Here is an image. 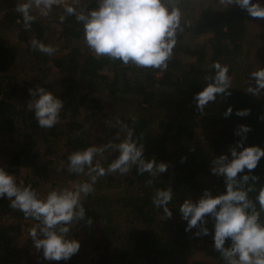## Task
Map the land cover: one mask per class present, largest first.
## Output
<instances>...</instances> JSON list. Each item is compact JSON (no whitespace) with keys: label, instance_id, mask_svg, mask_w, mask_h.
<instances>
[{"label":"trees","instance_id":"obj_1","mask_svg":"<svg viewBox=\"0 0 264 264\" xmlns=\"http://www.w3.org/2000/svg\"><path fill=\"white\" fill-rule=\"evenodd\" d=\"M6 3L10 9H16V2L6 0ZM192 4L191 0H181L180 10L191 9ZM66 5L73 6L77 13L87 14L89 9L96 7L97 0H79L77 3L68 2L63 6L53 4L51 7L56 12L61 9V12L59 14L57 12V14L59 18L65 17L63 22L72 27L75 26L76 29L80 27L83 31L82 22L76 21L75 14L69 15L65 12ZM39 13H44L43 5L40 7H37L36 4L31 6L30 14L35 19L30 22V28L36 30L33 39L37 40L41 39L46 29V26L36 19ZM184 14L187 18L190 17L189 22H184L185 31L197 35L211 33L214 36V50L210 61L205 63L206 65L202 64L205 55L202 49L203 43L196 45L191 42H181L175 45L173 50L175 53L168 61V67L162 71L153 68H138L133 64L125 65L119 60H112L107 56H96L88 47L82 51L81 48L72 47L65 55L52 60V63L61 72L66 73V77L62 79L64 90L56 93L64 101L60 119L68 115L72 116V113H76V110L81 107L94 108L99 111L100 103L96 104L97 100L94 95L96 92L109 90L110 92L107 94L110 98L118 99L123 104L132 102L135 105L136 113H131L126 119V123L129 128L134 129V134L140 139V142L144 143L145 158L154 157L158 162L168 164L167 170L157 177H150L148 173L139 174L135 166L129 173L124 174L126 193L124 192L125 197L119 198L123 206L119 211L107 213L104 211L106 207L94 206L91 201L83 202L86 209V221H78L75 225L83 233L94 231V235L99 233L101 238L106 240L104 245L94 241L95 246L107 248L114 242V240L108 239L109 220H113L114 217V220H117L119 212L124 216L127 215V220L131 219L133 223L142 226L137 230L134 228L119 230L115 225L112 229V232L118 233L117 238L120 240V245L116 246L118 264H135L137 261L145 264H163V262L166 264V261L168 264H212L210 258L216 259L217 263L214 264L223 262L220 253L212 246V220L208 219L206 224V227L209 228L208 235H195L198 226L185 231L186 221L181 219L179 205L187 198H191L193 201L197 200L205 189L210 190L214 195L225 190L223 178L210 171L211 161L215 156L228 153L230 146H234L236 141L241 139L236 134L239 125L245 124L250 127V131L246 133L245 146L258 145L264 148V119L260 118L264 115V92L262 96L253 95L231 86L230 95L217 96L214 102H210L205 107L203 113L197 109L194 100L195 94L209 82L206 77L214 74V70L210 66L213 62L218 61V56L227 54L231 59L240 51L248 13L236 5L229 8L205 5L197 13L187 14L186 12ZM16 16H21V14L15 10V15L6 17L8 20L4 19L2 22L13 24L17 30L19 27L25 28L23 21L20 24L15 22ZM182 38L183 32H178L177 40ZM188 53H195L196 56L188 61H183V58L179 56ZM38 57L43 63L49 60L48 55L44 53ZM14 60V56L0 43V70H3L7 63ZM197 62L201 63L197 64ZM230 65L228 67L231 76L230 69L232 67ZM169 71L176 72V79L180 80L183 85L171 88L167 96L166 94L164 96L162 92L156 91L166 90L175 84V79L171 75L165 76ZM156 72L163 74L156 76ZM108 73L110 75H107ZM44 83L48 84L47 81ZM81 86L84 89L82 92L80 91ZM49 90L53 92L52 87H49ZM74 90H76L75 92L79 91L78 98H75L71 92ZM2 92L3 95L0 96V131L10 136L16 135L17 140L19 137L26 140L25 145L19 146L13 151L15 163H10L11 165L6 168L14 173V168L17 166V170L20 172L15 174L17 179L30 183L35 189L41 178L48 177L51 172H54L55 167L57 171L65 174L64 178L66 175L72 176L73 173L67 169V157L72 151L108 142L105 137L98 134L93 135V139L86 138L85 127L79 126L75 120H69L63 125L57 123L49 128L48 132L54 140H60L65 147L56 153L55 162L51 167L49 163H41L31 155L36 141L33 137L34 131L28 130V128L38 126V124L34 114L27 109L29 95L26 96V91L25 94L16 93L14 87H8L2 91L0 80V93ZM128 93L134 94L131 101L126 97ZM17 103L21 106H18ZM161 105L168 107L158 117V120H155L154 117L160 112L154 108ZM229 107L232 108V112L225 116L224 113ZM243 109L250 111L245 116H238L237 110ZM132 117H135V120ZM155 122L156 129H151L150 125ZM199 124L213 127L206 130L207 134H203L205 142H208L206 147L196 141ZM65 129L71 130L66 131ZM47 152L51 153L52 151L47 149ZM116 155L117 153L106 149L101 161L102 166L107 167V164ZM245 171L248 170L245 169ZM252 171L259 176V179L255 181V188L258 189L261 184H264V157H261L257 168ZM239 175L241 174L238 173ZM55 176L57 179L63 178L59 173ZM148 179H152L151 185L146 183ZM250 183L252 182L250 181ZM166 187H171L173 192V199L168 205L172 212L170 218L165 216L162 209H158L152 204L155 189ZM249 197L255 202V190L249 193ZM125 199H129V201L127 202ZM257 209H259L258 204ZM13 220L30 223L28 221L30 219H25L19 210L9 206L7 198H0V253L3 255H6L11 248L14 249V231L18 226L16 227L12 223ZM261 221L264 222V212H261ZM78 232L73 233L78 235ZM71 235L76 239L74 234L71 233ZM197 239L201 240L200 245L196 244ZM193 249L202 251L205 258L186 263V254L188 251L192 252ZM34 250L37 252L36 248ZM76 258L77 253L69 260H60L56 264H74ZM3 261L4 264H7L8 259L5 257Z\"/></svg>","mask_w":264,"mask_h":264},{"label":"clouds","instance_id":"obj_2","mask_svg":"<svg viewBox=\"0 0 264 264\" xmlns=\"http://www.w3.org/2000/svg\"><path fill=\"white\" fill-rule=\"evenodd\" d=\"M60 0H35L37 7L50 9ZM181 0H97L96 7L87 14L77 13L71 5L65 12L75 14L82 22L83 40L88 49L96 56H107L121 63L133 64L138 68H153L161 71L168 67L177 43L178 32L183 31L181 24ZM229 8L233 5L245 10L250 17L264 19V3L261 0H219ZM31 4L18 3L16 11L21 14L25 28L35 19L30 14ZM47 15V12L44 11ZM64 16L60 17L63 22ZM31 47L44 54L52 55L57 47L37 39ZM214 74L206 77L209 82L194 96L197 109L203 113L205 107L214 102L219 95H230L231 77L228 65L215 61L210 66ZM254 78L246 92L259 95L264 90V67L249 74ZM31 99L27 102L28 111L34 114L37 124L43 129L52 128L60 119L64 101L56 93L37 84L29 88ZM249 109L237 110L238 116H245ZM232 112L229 107L224 115ZM264 119V115L260 117ZM135 120V117H132ZM125 132L121 139L103 145H89L69 153L67 169L77 175L84 174L87 180H79L70 186H58L40 194L30 183L18 180L5 166L0 165V198H7L9 206L19 210L25 219L35 221L29 228V236L37 250L48 261L69 260L80 248V242L71 235L72 227L78 221H86L83 200L94 191L99 177L107 174H127L135 166L139 174L148 173L157 177L167 170L168 164L158 162L154 157L144 156V143L135 136L134 129L117 120ZM250 127L241 124L236 134L241 137L229 152L215 156L211 161V173L224 180L225 190L213 194L205 189L195 201L187 198L179 205L181 219L186 221L185 231L198 229L197 236L208 235V219L212 220L213 248L220 253L224 264H264V184L255 188L259 176L256 169L264 148L258 145L245 146L246 133ZM118 141V142H117ZM106 149L117 153L107 167L102 166ZM230 154V155H229ZM245 169L248 171L246 172ZM238 173L241 175L238 176ZM250 181L252 183H250ZM152 184V179L146 181ZM255 190V202L249 193ZM173 199L171 187L156 188L152 204L162 209L166 217H171L169 203ZM257 204L259 209H257ZM227 241V246H226Z\"/></svg>","mask_w":264,"mask_h":264},{"label":"rangeland","instance_id":"obj_3","mask_svg":"<svg viewBox=\"0 0 264 264\" xmlns=\"http://www.w3.org/2000/svg\"><path fill=\"white\" fill-rule=\"evenodd\" d=\"M13 2L22 3L27 2L30 3L31 6L35 4V0H12ZM79 0H60L57 5H65L68 2L77 3ZM193 1L192 8H186V10H181L182 19L181 24L184 27V22L187 23L190 20V17L187 18L184 14L197 13L201 9V7L205 5H214V6H225L219 3V0H191ZM264 3V0H261ZM6 0H0V43L3 44L9 51L11 55L14 56V61L11 63H7L3 70H0V80H1V90L5 91L8 87H14L16 93H24L26 91L29 95V99H31L30 94L28 92L29 88L35 87L37 84H40L43 87L49 89L52 87L54 93H60L64 90V77H66V73L61 72L59 68L52 63V60L55 57L65 55L70 51V48H81V51L87 47L83 40V31H81L80 27L78 29L72 27L66 22H61L58 14L55 9H46L44 11L47 12V15L44 13H39L36 16V19L40 21L42 25H45L46 29L43 32L41 39H38L41 42L46 44H52L57 47V51L48 55L49 60L47 62H42L40 51H36L31 47V41L36 35V30L33 28H21L16 27L10 23H3L4 19L7 21L6 17H10L15 15L16 9H10L7 7ZM235 6V5H233ZM31 10V8H30ZM49 11V12H48ZM8 13V14H7ZM193 19V18H192ZM23 19L21 16L15 17L16 23H22ZM246 29L245 33L241 39V49L238 53H236L233 58L229 59L227 54H222L218 56V61L222 64H231V86L235 88H239L241 90H246L249 86V83H253L254 86V78L249 77V74L252 71L257 70L260 67H264V19L253 18L247 15L246 19ZM7 25V26H6ZM67 25V26H66ZM21 29V30H20ZM24 29V30H23ZM183 38L181 40H177V43L181 42H191L193 44L203 43L202 49L204 51V58L202 64H207L213 53V44L215 42L214 36L211 33H202V34H194L188 31H185L183 28ZM180 33V32H179ZM179 46V45H178ZM198 50V49H197ZM175 52L173 51V54ZM179 55V54H178ZM183 58V61L191 60L192 57H195V53H188L187 55L180 54ZM201 63V62H199ZM197 62V64H199ZM53 64V65H52ZM205 64V65H206ZM163 73L156 72V76H161ZM107 75H110L109 73ZM173 77L175 79V84L166 90H157L156 92L165 96L169 93L170 89L178 86L181 87L183 85L180 80H177V73L169 71L165 76ZM47 81L48 84L44 82ZM71 91L75 98L79 94V91L75 92ZM81 92L84 91L81 86ZM110 91L96 92L95 99L100 103V110L96 111L94 108L87 109L85 107H81L76 110V113H72L71 115L65 116L58 121V125H63L69 120H75L79 126L85 127V137L88 139H93V135H100L101 137H105L107 141L115 140L116 136L119 134L122 139L125 135V132L122 131L117 124V120L126 123V119L131 113H136L134 110V104L132 102H128L127 104H123L122 101L114 98H110L107 94ZM264 90H261L259 96H262ZM71 93V94H72ZM3 95V92L0 95ZM25 94V93H24ZM58 96V95H57ZM93 96V94H92ZM60 97V96H58ZM128 100H132L134 94L128 93L126 95ZM18 106L19 103H17ZM168 106L161 105L159 107L154 108V110L159 111L160 114L155 116V120H158V117L166 111ZM105 113V115H103ZM170 119V117H168ZM129 127V125H128ZM151 129H156V122L150 125ZM212 126H205L199 124L197 127V131L199 134L197 135L196 141L201 143L204 147H206V143L203 134L208 133L206 130L212 129ZM33 130V137L36 141L35 146L32 148L31 155L35 156L41 163H49V166L54 164V159H56V153L64 149L65 145L53 138L48 132V129H43L39 125L35 127H29L28 130ZM66 131H70L71 129ZM69 133V132H67ZM16 135L13 136L8 135L7 133H3L0 131V165L5 167L14 164L15 160L13 159V151L19 147L25 145V141L23 138L19 137L18 140L15 138ZM53 140V141H52ZM66 141V140H65ZM63 141V142H65ZM118 142V141H117ZM47 149L51 150V153L47 152ZM111 150V149H110ZM112 151V150H111ZM113 152V151H112ZM18 167L14 168V175L19 174ZM59 173L64 178L62 172L57 171V168H54V172H51L48 177H42L40 183L36 187V190L40 194H46L47 191L51 190L54 187L58 186H70L72 182L79 180H87L88 177L84 174L77 175L75 173L72 176L66 175L63 178H56V174ZM17 177V176H16ZM110 178V179H108ZM21 180V179H18ZM64 180V181H63ZM109 184V185H108ZM126 182L123 181V175L117 173L107 174L105 176L99 177L94 185V191L90 193L83 202L91 201L94 206L106 207L107 213H113L115 211H119L121 209L122 204L119 201V198L122 196L125 197ZM125 192V193H124ZM137 193V192H136ZM127 202L129 199H125ZM121 205V206H119ZM127 216V215H126ZM126 216L119 212L118 219L109 220V235L108 239L114 240L109 247H98L95 246L94 241H98L101 245L106 244V240L102 239L101 235H94V231L83 233V231L77 227V225H73L71 233L75 235L76 239L80 241V248L77 252V258L74 261V264H118L117 262V254L118 250L116 249L119 244L118 233L112 232V229L118 226L119 230H127V229H140L142 226L137 223H133L131 219H126ZM128 217V216H127ZM30 223L26 224L23 221L17 222L14 221L12 223L15 224L17 228L14 231V240H13V248L8 250L6 255L0 253V264H4L3 259L6 257L8 259L7 264H56L58 261H48L43 258L42 250H34V245L29 236V228L32 224H35V221L28 220ZM78 232V235L73 232ZM118 231V230H117ZM119 232V231H118ZM93 234V235H92ZM186 258H190L193 261L202 260L205 258V255L202 251L198 249H193L192 252L186 254ZM165 261V260H164ZM192 261V262H193ZM135 264H145L142 262H138ZM164 264V262H163ZM166 264L167 261H166Z\"/></svg>","mask_w":264,"mask_h":264},{"label":"crops","instance_id":"obj_4","mask_svg":"<svg viewBox=\"0 0 264 264\" xmlns=\"http://www.w3.org/2000/svg\"><path fill=\"white\" fill-rule=\"evenodd\" d=\"M192 261L193 260H191L190 258H186V263H191ZM210 261L212 264L217 263L216 259H213V258H210ZM221 263L224 264V262H221ZM221 263H219V264H221Z\"/></svg>","mask_w":264,"mask_h":264},{"label":"built area","instance_id":"obj_5","mask_svg":"<svg viewBox=\"0 0 264 264\" xmlns=\"http://www.w3.org/2000/svg\"><path fill=\"white\" fill-rule=\"evenodd\" d=\"M0 96H1V95H0ZM196 244H197V245H200V244H201V240H200V239H197V240H196Z\"/></svg>","mask_w":264,"mask_h":264}]
</instances>
